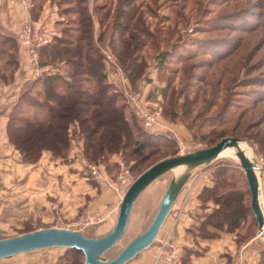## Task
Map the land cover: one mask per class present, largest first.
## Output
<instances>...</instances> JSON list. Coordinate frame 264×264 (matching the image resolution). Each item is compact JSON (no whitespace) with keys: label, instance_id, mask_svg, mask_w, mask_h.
Masks as SVG:
<instances>
[{"label":"trees","instance_id":"trees-1","mask_svg":"<svg viewBox=\"0 0 264 264\" xmlns=\"http://www.w3.org/2000/svg\"><path fill=\"white\" fill-rule=\"evenodd\" d=\"M31 1L27 8L30 20L38 18L46 1L56 6L60 17L54 22L56 33L49 41L35 48L37 66L58 67L61 62L60 68L65 74L43 73L37 76L19 93L11 106L6 125L7 138L20 153L22 161L35 163L44 151L66 160L74 134L81 139L82 155L90 162L103 165L105 171H109V165L110 169L116 168V164L110 162L114 154H119L124 161L131 159L133 166H141L159 154V151H155L159 148L175 150L178 147L175 137L168 132L145 128L132 113L127 93L109 82L107 65L119 69L129 86L134 89L146 77L148 61L143 50L148 43L156 46L153 58L156 68L161 70L167 68L166 62L171 60L186 61L182 54H177L175 59L173 57L174 48L179 49L180 44H186L185 40H191L192 45L209 40L193 35V31L187 34L185 31L186 35L182 32L179 34L178 31L176 41L163 42L160 38L161 30L157 27L152 31L142 18L143 11L135 5L137 0H117L110 7L100 4L99 0ZM95 23L98 25L97 31ZM164 43L168 44V49L162 47ZM103 46L109 49V53ZM231 54L233 52H223L217 54V57L222 61ZM18 64L17 35L0 29V84H8L13 80ZM199 81H205L204 77ZM166 90L164 88L162 91L164 98L168 97ZM185 92L181 91L182 94ZM173 94L174 91L168 101L169 110L164 113L170 120L178 117ZM194 99L195 97L187 99V105L181 106L186 110L183 111L185 116L189 117L194 113L191 108L195 103ZM250 99L253 103L248 110L252 111L264 102V98ZM229 121L214 123V126H224ZM263 124L264 112L259 113L252 127L258 128ZM227 136L238 137L250 144L251 140H258V144L264 149V129H258L250 136L243 131L233 130L229 133L222 130L210 139L207 134L200 138L207 141L209 147ZM174 155H177L176 151L167 157ZM160 160L162 159L155 160L150 166ZM99 161H104L105 164ZM237 166L243 180V190L241 187L235 190L234 183L225 181L226 167L216 170L214 187L202 188L199 199L203 201L211 198L217 206L203 214V219L195 228L197 235L214 237L217 233L209 227L228 232L237 230L239 235L238 232L244 231L243 224L248 218L257 226L250 206L245 174L239 164ZM144 170L137 171L138 175ZM30 231L33 230L25 233ZM255 233L256 229L252 235ZM63 248V254L54 264H84L82 251ZM257 264H264V248L259 252Z\"/></svg>","mask_w":264,"mask_h":264},{"label":"crops","instance_id":"crops-1","mask_svg":"<svg viewBox=\"0 0 264 264\" xmlns=\"http://www.w3.org/2000/svg\"><path fill=\"white\" fill-rule=\"evenodd\" d=\"M58 19L56 6L49 1L44 2L38 18L30 20L28 9L13 6L8 0H0V29L17 35L19 61L13 80L8 84H0V239L11 237V232L21 228L25 222L35 225L37 229L47 225L76 230L84 235L87 230L90 232L86 234L88 237H101L112 229L127 189L117 186L115 177L105 171L103 165L100 166L104 173L102 179H86L78 171V164L72 160L70 152L66 160H61L49 151H44L37 162L25 163L18 150L8 141V115L19 93L43 73L65 74L60 67L36 66L31 51L32 46L34 50L37 47V37L45 40L40 42L43 44L56 33L54 22ZM24 28H29L30 44L18 38ZM95 30H98L96 23ZM107 68L108 80L117 89L129 87L119 69H110L108 65ZM140 85L143 91L144 81ZM168 125L158 120L150 130L174 132L172 135L177 137L181 152H184L183 130L177 128L176 134L171 127L173 125ZM118 160L119 154L110 158L112 164L117 165ZM199 170L195 168L184 183L154 241L165 240L176 248L182 264H236L238 258H241L242 264H257L259 252L264 248V237L258 235L257 228L251 236H245L243 231L238 232V235L237 230L228 232L212 227L209 229L217 233L214 237L196 234L195 228L202 220L199 194L204 186H209L208 180L203 181ZM156 181L148 184L134 201L126 229L130 226L138 233L163 196L167 186L162 188L154 185ZM259 183L264 213V179L260 176ZM205 205V212L216 207L210 201ZM90 220L91 226L88 224ZM56 248L61 247L23 252L1 259L0 264H54L63 254ZM125 264L162 263L154 261L148 246Z\"/></svg>","mask_w":264,"mask_h":264},{"label":"rangeland","instance_id":"rangeland-1","mask_svg":"<svg viewBox=\"0 0 264 264\" xmlns=\"http://www.w3.org/2000/svg\"><path fill=\"white\" fill-rule=\"evenodd\" d=\"M116 1L99 0V3L105 5V7H110L114 3L116 4ZM135 5L139 7L140 11H143L142 18L148 23L152 31L157 27L161 30L160 38L163 42L176 41V32L178 31L179 34L182 32L184 35L193 31V35L203 37L209 42H199L197 45H192L191 40H185L186 44H180L179 49L174 48L175 54L173 57L175 59L177 54H182L186 61L171 60L168 63L166 62L167 68L161 70L156 68L153 58L156 53V46L148 43L143 50L148 61L146 77L142 79L145 84L144 90L142 91L143 88L140 85L142 81L134 89L130 86L120 88V90L127 93L128 105L134 115L135 113L130 106V95L136 94L137 97L139 96L140 105L147 110L158 113L160 122H164L167 126H169L168 124L173 125L171 127L175 129L176 134H178L177 128L179 127L184 133L182 134L184 135V152H181L182 149L177 141L178 147L175 150L159 148L155 151L160 153L151 157L147 163L141 166L136 164V166H133L131 159L124 161L119 155L120 160L117 162H122L123 166L128 168L133 180L138 176L139 172L137 171L147 169L155 160L167 158V155L172 152L176 151L177 154H180V152L186 153L208 147V142L201 140L202 135L207 134L208 139H210L211 136L222 130H227L229 133L236 130L243 131L250 136L256 130L264 129V124L258 128L252 127V123L258 118L259 113L264 112V102L258 104L255 111L248 110L253 103L250 98H264V0H137ZM162 47L169 48L167 43H164ZM103 48L109 53L108 48L105 46ZM223 52H233V54L219 61L217 54ZM35 63L37 66V52ZM44 66L51 67L50 65ZM61 66V62L58 63V67ZM114 68L111 66L110 69ZM201 77H204L205 81L200 82ZM167 85L168 88H166ZM164 88L167 89V98L162 95ZM182 90L186 92L182 94ZM172 91H174L172 98L176 100L175 105L178 112V117L175 120H170L164 115L169 110L168 101L171 99ZM194 97L195 103L191 106L194 113L189 117L185 116L183 111L186 110L182 109L181 106L187 105V99L190 100ZM137 119L141 122L138 117ZM228 120L230 121L224 126H214V123L219 124L221 121ZM169 134L172 135L174 132ZM79 138L77 134H74V141L70 150L76 144H79L82 150V142ZM175 139L177 140V137ZM242 141L250 151V155L256 160L258 167H260L259 176L264 179V149L258 144V140H251V144L245 140ZM99 162L105 164L104 161ZM237 164V158L229 150L212 162L197 168L200 169L203 181L208 180V187L212 188L216 181V170L219 167H226L228 169L225 172V181L229 180L234 183L235 190L240 189V187L243 190V180H241ZM108 167L109 171L107 172L115 177V182L120 187L121 184L117 179L120 171L119 164L116 165V168L110 169L111 165ZM179 171L171 170L164 173L157 178L154 185H160L164 188L173 175H176ZM161 199L162 197L159 198L155 208L152 209L147 220L139 228L138 233L134 232L129 226L122 238L106 252L105 259L112 260L115 258L129 241L149 225ZM209 201L214 203L211 198L201 200L204 203L200 211V218L202 219L203 214L207 213L204 211L206 208L205 203ZM243 227L245 236H251L257 228L251 218L246 220ZM27 230H37V227L25 222L21 228L14 229L11 236L23 234ZM86 234H90V232L86 230ZM57 249L64 252L63 247Z\"/></svg>","mask_w":264,"mask_h":264},{"label":"water","instance_id":"water-1","mask_svg":"<svg viewBox=\"0 0 264 264\" xmlns=\"http://www.w3.org/2000/svg\"><path fill=\"white\" fill-rule=\"evenodd\" d=\"M238 137H223L214 145L164 158L140 173L122 196L117 217L112 229L101 237H88L83 233L60 227H45L27 233L0 239V260L23 252L49 248H76L82 251L84 264H125L139 251L148 247L156 238L178 193L191 172L220 157L226 148L232 149L240 168L245 174L250 192V206L257 222L258 235L264 237V213L259 183V168L256 160L241 146ZM179 173L170 179L158 208L149 225L129 241L112 260L104 255L123 236L131 207L139 194L154 179L171 170Z\"/></svg>","mask_w":264,"mask_h":264},{"label":"built area","instance_id":"built-area-1","mask_svg":"<svg viewBox=\"0 0 264 264\" xmlns=\"http://www.w3.org/2000/svg\"><path fill=\"white\" fill-rule=\"evenodd\" d=\"M8 2L13 6H21L24 8H28L31 5V0H8ZM18 38L21 41H24L27 44H30L29 38V28H24L21 33L18 35ZM40 42H45L44 39L37 37V45ZM32 54L36 61V52L32 46ZM139 95V94H137ZM130 106L133 109L135 115L141 120L142 124L145 128L151 129L154 125L158 123V113L147 110L145 107L139 104V96L136 94L130 95ZM71 158L78 164V171L82 173V175L86 179H91L94 181H98L103 178L104 173L99 164L89 162L83 155L80 149L79 144H76L70 150ZM120 166V171L118 173L117 179L121 186L127 187L132 182L131 174L127 167H124L122 162L118 163ZM88 224H92L90 220ZM149 249L152 251V255L155 262H161L162 264H182L180 257L177 254V249L170 246L167 241H153L149 245ZM242 264L241 258H238V263Z\"/></svg>","mask_w":264,"mask_h":264},{"label":"bare ground","instance_id":"bare-ground-1","mask_svg":"<svg viewBox=\"0 0 264 264\" xmlns=\"http://www.w3.org/2000/svg\"><path fill=\"white\" fill-rule=\"evenodd\" d=\"M240 146L247 152V153H249L250 154V151L244 146V142L242 141L241 143H240ZM232 151V149H230V148H226V149H224L223 151H222V153L220 154V156H222V155H224L227 151ZM233 152V151H232ZM229 155H230V153H229ZM259 168V172H260V167H258ZM176 171H178V169H175V172ZM160 177V176H159ZM159 177H157V178H159ZM156 178V179H157ZM156 179H154V180H156ZM153 180V181H154ZM180 193V192H179ZM178 193V194H179ZM178 196V195H177Z\"/></svg>","mask_w":264,"mask_h":264}]
</instances>
